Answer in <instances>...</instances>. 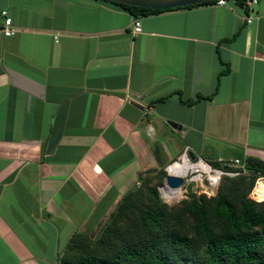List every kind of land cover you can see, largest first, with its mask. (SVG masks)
Returning a JSON list of instances; mask_svg holds the SVG:
<instances>
[{"label": "crops", "instance_id": "crops-1", "mask_svg": "<svg viewBox=\"0 0 264 264\" xmlns=\"http://www.w3.org/2000/svg\"><path fill=\"white\" fill-rule=\"evenodd\" d=\"M1 9L14 29L0 30V264H60L68 237L95 235L142 162L185 146L264 162V0L135 16L110 0Z\"/></svg>", "mask_w": 264, "mask_h": 264}, {"label": "trees", "instance_id": "trees-1", "mask_svg": "<svg viewBox=\"0 0 264 264\" xmlns=\"http://www.w3.org/2000/svg\"><path fill=\"white\" fill-rule=\"evenodd\" d=\"M110 1L135 16L215 0L164 9ZM235 1L242 5V0ZM222 63L218 75L228 70ZM212 94L196 93L180 101L192 104ZM206 161L211 167L237 172L222 173L214 194L189 191L176 205L161 202L154 187L146 197L127 188L94 236L75 231L68 237L60 264H264V199L247 196L254 178L264 175V162L253 156L244 157L241 166Z\"/></svg>", "mask_w": 264, "mask_h": 264}, {"label": "rangeland", "instance_id": "rangeland-1", "mask_svg": "<svg viewBox=\"0 0 264 264\" xmlns=\"http://www.w3.org/2000/svg\"><path fill=\"white\" fill-rule=\"evenodd\" d=\"M218 123L221 125L222 121L220 119H218ZM225 138H227V137L218 136V138L213 139L215 142H219V144L217 143L215 145L218 148V151L223 152L220 148L228 149V141L224 140ZM217 145H219V146H217ZM182 153H184L185 154L184 156H187L190 161H192V162L198 161V158H197L198 155H195L193 158H190L188 156V148L186 146L181 150V152H179L178 156L175 157L173 160H179L180 155H182ZM199 157H201V156H199ZM202 158L207 160L204 157H202ZM173 160L168 161L167 163L157 161L152 167H149V165L147 163L142 162L140 169L136 172V178L134 179V182L131 184V186L129 188H131V187L136 188L137 190L140 191L142 197H146L147 191L154 187L158 191V197H159L160 201L161 202L163 201L168 205L178 204L179 200L181 198H184L186 196L187 192H189V191H193L196 194L205 193V195H211V194L215 193L219 178H217V181L215 180L214 183H211L206 172L195 170L192 172L189 171L186 176H181L182 183L179 186V187H181V193L178 197L171 199V200L165 199L163 197L162 193L160 194L159 187L164 182V176L167 172V170L165 168L166 165L169 164L170 162H172ZM163 161H166V160H163ZM226 162H228V161H226ZM210 174H214L213 168H211V166H210ZM227 175H231V174H227ZM114 192H115V190L113 191V195H114ZM262 197H264V196H262ZM259 200H261V197L259 198ZM109 213L106 215L105 218H107ZM124 219H126V218H124Z\"/></svg>", "mask_w": 264, "mask_h": 264}, {"label": "built area", "instance_id": "built-area-1", "mask_svg": "<svg viewBox=\"0 0 264 264\" xmlns=\"http://www.w3.org/2000/svg\"><path fill=\"white\" fill-rule=\"evenodd\" d=\"M225 0H215V3L217 4H222L224 3ZM256 0H242V6L243 7H249L252 3H254ZM0 15H1V24H0V30L2 31V34L3 35H9L13 32V27H12V24H11V19L10 17L6 14V11L4 9H1L0 10ZM250 18L248 16H246V21H249ZM140 29V26H139V21L137 18H132V30L135 32V31H138ZM183 155H185L184 153H182ZM187 159L188 157L185 156ZM198 158V161H202L204 163H206L209 167L210 165L208 164L207 161H205L203 158L197 156ZM230 166H237L238 165V159L237 158H234L228 162ZM213 168V171L215 172H218L217 175H216V181H217V178H219L222 173H225V174H234L236 173L237 171L236 170H222L220 168H215V167H211ZM264 184V175L263 174H259L257 175L255 178H254V181H253V184L252 186L250 187L249 191H248V197L249 198H252L254 200H259V198L261 197V199H264V197L262 196H258L259 193H258V188H259V185H262Z\"/></svg>", "mask_w": 264, "mask_h": 264}, {"label": "bare ground", "instance_id": "bare-ground-1", "mask_svg": "<svg viewBox=\"0 0 264 264\" xmlns=\"http://www.w3.org/2000/svg\"><path fill=\"white\" fill-rule=\"evenodd\" d=\"M165 168L167 172L179 176H186L189 171L192 172L195 170L206 172L211 183L215 182L216 175L218 173L215 171L214 174H210V167L206 163L202 161L192 162L189 159H187L183 154L180 155L179 160L172 161ZM159 190H160V194L162 193L163 197L167 200L174 199L178 197L181 193V187L166 188L160 186ZM258 193H259L258 195L259 197L264 196V184L259 185Z\"/></svg>", "mask_w": 264, "mask_h": 264}, {"label": "water", "instance_id": "water-1", "mask_svg": "<svg viewBox=\"0 0 264 264\" xmlns=\"http://www.w3.org/2000/svg\"><path fill=\"white\" fill-rule=\"evenodd\" d=\"M113 1H118V2H122L126 4L143 6V7L164 9L168 7L193 4V3H197L200 1H207V0H113ZM167 122L172 126L176 125V123L172 120H168ZM188 156L190 158L194 157V154L192 153V151L188 152ZM181 183H182L181 176L166 172L164 176V182L161 185V187L175 188V187H179Z\"/></svg>", "mask_w": 264, "mask_h": 264}, {"label": "clouds", "instance_id": "clouds-1", "mask_svg": "<svg viewBox=\"0 0 264 264\" xmlns=\"http://www.w3.org/2000/svg\"><path fill=\"white\" fill-rule=\"evenodd\" d=\"M215 2V1H214ZM195 156V155H194ZM202 158V157H201ZM206 161V160H205ZM237 166H241V164H238ZM248 194V193H247ZM248 196V195H247ZM262 200V199H261Z\"/></svg>", "mask_w": 264, "mask_h": 264}]
</instances>
